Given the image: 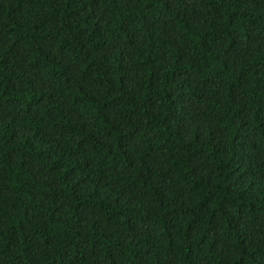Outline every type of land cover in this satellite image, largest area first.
Returning a JSON list of instances; mask_svg holds the SVG:
<instances>
[{
  "label": "trees",
  "instance_id": "1",
  "mask_svg": "<svg viewBox=\"0 0 264 264\" xmlns=\"http://www.w3.org/2000/svg\"><path fill=\"white\" fill-rule=\"evenodd\" d=\"M0 264H264V0H0Z\"/></svg>",
  "mask_w": 264,
  "mask_h": 264
}]
</instances>
